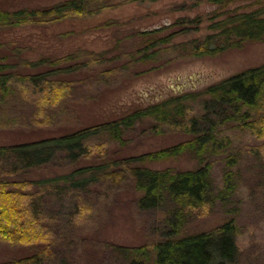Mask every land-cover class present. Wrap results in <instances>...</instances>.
<instances>
[{"label": "trees", "instance_id": "trees-1", "mask_svg": "<svg viewBox=\"0 0 264 264\" xmlns=\"http://www.w3.org/2000/svg\"><path fill=\"white\" fill-rule=\"evenodd\" d=\"M237 1L209 0L222 9ZM257 5L248 12L237 9L211 16L210 33L182 44L180 58L210 56L245 41L264 40V2ZM113 6L108 0H63L51 6L10 9L6 0H0V34L5 36L8 28L18 26L51 28L69 18L98 14ZM203 21L202 16L178 19L175 32L168 35L161 33L169 27L135 32L133 38L139 37L136 48L127 52L131 66L163 55L174 33L199 30ZM9 42L2 40L0 50L12 47ZM19 50H12L14 58ZM8 59L7 55L0 56V126L11 124L2 116L16 109L12 102H20L33 108L25 120L27 127H33L51 124L57 108L76 93L86 68L102 63L106 57L102 52L85 49L63 56L48 55L25 63L24 68ZM28 67L35 72L24 71ZM196 102L199 110L194 106ZM149 119L153 120V130L167 127L188 138L154 152L118 157L113 144ZM14 121L17 124L19 118ZM239 134L251 140L244 143L237 138ZM185 153L195 159V168L147 166V162ZM245 157L256 162L259 171L254 187L264 199V64L202 92L173 96L119 119L57 136L0 144V242L24 252L0 264H74L67 257V240H57L59 217L64 214L71 228L78 229L92 213V203L125 185L137 193L134 203L139 212H161L164 218L160 239L151 245L109 243L121 264H236L240 255V214L229 204L239 187L238 165ZM53 166L61 170L37 175ZM215 167L222 171L221 187L212 175ZM101 189L106 192L101 193ZM217 204L224 209L222 224L185 232L191 219L205 217ZM259 210L264 218V206Z\"/></svg>", "mask_w": 264, "mask_h": 264}, {"label": "rangeland", "instance_id": "rangeland-1", "mask_svg": "<svg viewBox=\"0 0 264 264\" xmlns=\"http://www.w3.org/2000/svg\"><path fill=\"white\" fill-rule=\"evenodd\" d=\"M61 1L63 0H6L10 9L24 6L45 7ZM108 1L114 6L98 14L69 18L51 28L18 26L8 28L5 36L0 34V43L8 40L12 46L6 49L4 46L0 50V56L7 55L8 61H15L22 68L25 63L36 62L48 55L63 56L80 53L85 49L102 52L106 57L102 63L86 68L76 93L57 108L51 124L47 126L27 127L25 120L29 119L33 108L20 102H12L16 109H12L6 117L2 116L4 122L10 119L11 124L0 126V144L57 136L95 123L119 119L135 109L173 96L202 92L221 80L264 64V40L245 41L239 46L210 56L180 58L182 44L210 33L209 27L213 23L209 20L211 16L237 9L248 12L264 0H239L225 9L209 0ZM201 16L204 21L198 26L199 30L194 28L188 32L174 33V38L163 55H158L147 63L131 66L127 52L132 47L136 48L134 46L139 37L133 38L135 32L169 27L161 33L168 35L175 32L174 23L178 19ZM16 47H20L19 56L14 58L12 50ZM153 65L157 67L150 70ZM28 69L24 71L35 72L34 68ZM145 69L150 71L141 72ZM195 104L199 110V103ZM18 118L19 122L16 124L14 119ZM152 122V119L141 122V125L127 132L121 142L113 144L112 148L118 150V157L154 152L188 138L167 127L153 130L150 128ZM22 131L28 132L27 135ZM237 136L244 143L251 140L248 135ZM255 163L254 159L248 157L239 163V187L229 204L234 209L238 208L240 214L237 239L240 255L236 264H264V218L259 210L264 206V199L254 187L259 171L255 168ZM147 166L153 169L171 167L185 170L195 168L196 162L190 154L185 153L166 160L147 162ZM59 169L58 166L49 167L38 171L37 175H50ZM212 175L216 185L221 187V169L215 167ZM105 192V189H101V193ZM136 194L127 185L105 193L91 204L92 213L86 215L87 219L85 216L86 221H81L78 229L71 228L64 214L59 217L61 227L57 240H67V257L71 262L121 264L118 255L108 246L109 243L139 246L151 245L160 239L158 233L162 228L163 214L139 212L134 203ZM223 212L222 205L217 204L205 217L191 219L185 232L215 228L225 221ZM17 249V246L0 242V262L24 254Z\"/></svg>", "mask_w": 264, "mask_h": 264}]
</instances>
